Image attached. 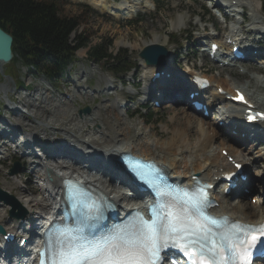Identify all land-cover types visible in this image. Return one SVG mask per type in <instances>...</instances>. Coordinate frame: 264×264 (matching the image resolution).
<instances>
[{"label": "bare ground", "instance_id": "1", "mask_svg": "<svg viewBox=\"0 0 264 264\" xmlns=\"http://www.w3.org/2000/svg\"><path fill=\"white\" fill-rule=\"evenodd\" d=\"M219 1H222V3L224 4L231 3V1H236L237 5L232 6V9L236 8L238 11V9L242 8L244 5H248L255 12V15L248 14L249 23L246 25L247 27H243V29H238V27L236 28L234 24H240V19L243 20L244 15L241 13H234V18L237 15H239L240 18L235 19L231 22L230 25L226 27L224 25H220L221 30H225V36H231L235 38V40L243 38L246 39L249 33L252 34L254 30L261 31V29L264 28V20L258 17V13L261 11V7L258 4L260 0H217V3L220 4ZM95 2L97 5L102 6H104L103 4H106L108 9L109 7H112V10L114 11H109V13L112 15H120L121 13H124V15L127 14L125 12V7H113L111 3H107L106 0H95ZM138 3L139 0H132L129 6H133L132 8L137 9ZM186 18V14L178 15V22L174 25L175 29L182 28V26H184V24L186 23ZM197 24V21L193 22L191 24V27L193 26V28L191 29L196 28ZM211 26L213 28L212 31H216L217 27H219L215 23H212ZM204 35H206L207 38L210 39V41H215V36H211L210 34H208V32L203 27H201L200 31L198 32L196 41H205L207 38L203 40L199 39ZM224 38L225 37H223L221 41V47L224 46V48L230 52L231 46L225 45L223 41ZM158 40L159 38L155 37V39L153 38L145 44H159ZM244 44L245 45L243 46V49H245L247 45L245 40ZM199 49L203 50V47L201 46L199 47ZM143 63L145 64V66ZM143 63V70H145V72L149 75L153 72V70L161 68L173 74V79H177L179 81L177 75L175 78L172 57L169 62H165L163 65L159 66L157 64H146L145 62ZM4 68L5 66L3 65V68L0 70H3ZM183 77H186V73ZM143 78L145 79V74L143 75ZM209 79L211 83L214 82L213 84H211L213 87L210 86L205 91V93L201 95V98L204 101H207L211 108L215 105V103H218L219 105L225 108L226 113L233 116L232 118H229L230 123L228 124L226 130H230L233 124H237L238 131H242L243 126H240L239 124L240 110L237 108V106L225 107L226 102L223 98V95L218 94L216 92V89L219 85H221L222 88L226 91H231V87L236 85L230 83L227 84L223 81L217 80L216 78ZM146 81L147 86H145L144 88V95H151V97H155L154 100L157 99L158 94L152 92V88H149L148 79ZM2 84H4L5 87H2L1 91L7 96L10 90L7 88L6 80L0 85ZM184 85L182 83L181 87H183ZM164 88L161 87V90ZM78 93L80 96H83L80 92ZM85 95H89V93H85ZM247 96L251 100L250 102L257 106V110L260 108L264 109V100L259 98L253 99V95L251 96V94L250 96L249 94H247ZM69 97L72 99L75 96L73 94H70ZM8 98L13 100L12 97ZM174 99L176 100L175 97ZM121 102L123 101H119V103ZM16 105L20 106L22 109H26V105H29L31 107L30 109H26L32 117L26 119L30 120V122L27 121L24 122V124L23 121L25 120H23L22 118L25 119V117H20V115L18 114L19 111H15L13 115V118L17 117L16 115H19V117H17L18 119L16 120V122L19 124L20 122H22L23 125L26 126L25 129H29V131L26 132L28 133V137L26 139L27 148L25 147L28 150L37 148L39 146L37 145L38 137H42L44 139H52L53 137H55L56 134H60L61 131L67 129L68 132H72L69 133V136H72L74 138H76L77 135L79 138H81L80 136H84V140L81 141L83 146L85 144V148L82 150L84 151V155H86V157H92L94 161L90 163L103 161L104 164H102V166L105 165L106 168L105 174L104 176H102L101 171L98 170L95 171L96 173H94L92 171L95 168L91 167L89 170H86L87 174L84 177L79 178V180L77 181L89 183L101 188L107 198L113 201L114 205L118 207V214H120L122 210H124V206L126 207V209L130 206H134L131 200L126 197V190L116 187V180L112 179L113 175L115 176L123 174V171L118 169L114 160V156L121 152L131 151L134 154L141 155L146 159H155L161 162L162 164L166 165V167L170 169L169 172L171 177H176L181 180V183L185 184H190L189 180L191 175L198 174L199 179L212 182L213 178L219 175V171L221 169L231 170V167L226 161L224 155L220 152L222 149H225L227 154L233 157V159L240 160L251 168L253 167L252 165H255V163L264 158V155L260 152V150L257 151L256 156H254V154L253 156H248L252 152L256 153V144L254 141L249 140L248 144H246L245 147H238L235 143L236 139L230 141L220 138L218 128L216 126L210 125L208 122H206V120L201 118V116L193 110H191L193 111V114H191L189 112L190 110L186 108V106L183 104L182 107L179 109L180 114L178 112H174V109H171L174 112V115L170 116L172 125L170 126V128L167 125H164L162 127V129L167 132V136H165V138H162V140H160L161 137L153 135L154 133L150 129L152 127H149L147 124H145L144 121H142V126L145 134L140 133L138 127H135L133 124H130V122L127 121L126 118L129 117V115L127 114V110L123 112L124 114H122L121 110L116 107V103H114V106L113 103H105V109H107V107H110L111 105L112 109L109 112L102 114V118L99 123L95 122L94 118H98V116L101 115L98 108L95 110L94 114H92V117H89V115L86 117L83 116L78 120L76 108L79 107H74L70 101L66 102L63 105H60L54 111H51V109H46V106L48 105L47 101L46 103H41V99L39 98V96L35 98L31 95H27L21 102L17 103ZM9 106L14 107L12 104H9ZM171 107L174 108L173 105ZM172 111L171 114L173 113ZM57 112L59 113V117L54 119L53 117ZM120 113L123 116H121ZM38 115H40L43 119H41V117ZM193 115L198 118L200 117L199 121H196L195 125L193 124L195 126V133H192L191 131V122L195 120V116ZM217 119L219 118L217 117ZM5 124L6 123H2L4 128L8 130L10 127L9 125L7 126ZM147 126L149 131L146 130ZM132 127L135 131H132ZM87 128H89L90 130H86ZM111 132L113 133V136L110 135ZM227 133L230 134L231 132L228 131ZM244 135L246 137H249V133H244ZM252 136H254V134H252ZM192 137H194L195 139L192 140ZM41 140L42 139H39V141ZM215 140L218 141V148L213 147ZM66 142L74 143L71 138L66 139ZM4 143L6 142L4 141ZM212 148L213 150H211ZM153 150H155L156 152L153 153ZM72 155L73 154H71V156ZM71 156H68L64 159H68V161L71 162ZM50 162L56 164L54 167V174H56L57 178L59 179L58 184H55V181L49 182L44 180V186L41 187L40 193L36 196L29 194L26 190L22 189L21 187L18 188V191H16L15 194L17 201L21 205H23L26 210L30 212L29 216H31V219L40 221L39 224L47 223L48 221L56 218L59 215L57 211L60 208V204L58 201V198H61L60 182L64 178V176L71 177V171H69V169L64 164H61L64 162H60L59 160H56V162H54V159ZM51 165L52 164H48V166ZM86 167L88 168V165H86ZM37 168L39 169V171ZM32 169L34 171V176L41 180V178L43 177L41 167H39L38 165H32ZM252 179L253 175H248L247 180L242 183V186L235 188L234 190H241L242 187L247 188L248 186H250L249 184L251 183ZM16 183H18V181H16ZM3 186L4 188L7 187L9 190H12L11 184H9L8 182H4V184H2V187ZM212 196L216 201H218V205L211 210L213 213L224 214L237 220L259 221L260 219L264 218V203L259 207H251L252 205L250 206L247 201H242L241 203H238L236 201L237 203L231 206L229 204H226V197L220 193V190H214ZM141 198L143 199L144 197L141 196ZM4 206L0 205V223L4 225V230H8L11 224L10 222H6L5 220V212L3 211ZM247 209L249 210L248 212ZM256 212V218L252 219V215ZM32 222L27 221L26 224H24L27 228L23 230H26L28 232V230L30 229L28 227L32 225ZM44 226L45 225H43L42 227ZM34 231L35 228H32L33 233ZM255 263L262 264L257 263V261Z\"/></svg>", "mask_w": 264, "mask_h": 264}, {"label": "rangeland", "instance_id": "2", "mask_svg": "<svg viewBox=\"0 0 264 264\" xmlns=\"http://www.w3.org/2000/svg\"><path fill=\"white\" fill-rule=\"evenodd\" d=\"M51 1H54L57 5L56 7L60 8L61 16L71 18L78 17L80 19L79 27L76 32L71 34V38H73L75 35H80V37L84 38L88 37L86 46L76 51L74 58L75 61L72 63V65L69 66L70 70L68 72L71 74V81L74 83L72 85L71 82H69V85L71 87L79 86L84 89V91L90 93V95L88 96H80L79 94H77L71 103L74 104L73 106H77L80 109L88 107L90 109V112L88 114L89 117H92V114H94L95 110L98 108L101 115L98 116V118L94 117L95 122L99 123V121H101L102 114L109 112L112 109V105L110 107H107V109L104 108V105L107 101H109L111 104L113 103V106L114 103H116L117 106V102H124L125 97L134 98L133 94L138 92V90L132 89V87L130 86L131 80L139 84V90L142 89V84L144 82L141 81V75L143 73V67L145 66V64L139 57L138 53L142 50L146 42L150 41L153 38L155 39V37L159 38V44L164 46L170 53V56L168 57L169 59L167 58L168 60L166 59L165 62L167 63L171 60V57L173 58V70L177 74V76L179 75L180 77H183V75L185 74L184 71L190 70L192 62L197 67H199L200 64H203L204 67L201 68V73L207 74L208 77L216 78L217 80L223 81L227 84L230 83L240 85L245 88L249 96L250 94L251 96L253 95V99L259 98L264 100V63L259 61L235 63L234 66H236V68L232 71L230 70L231 73H229L226 69L220 71L219 66L214 65L208 60L206 52L203 53L202 51H200L199 47L202 46L201 42L204 41H196L198 35V33L196 32L198 30L191 29L193 28V26L191 27V24L195 21H198L199 15L205 16V18H207L208 16L205 12L203 13L204 9L201 7L202 3H199L197 0H154L156 6L152 5L151 0H143V2L138 5V9L132 8L133 6H127V3H129L130 5L129 0H125V2L121 1V3L118 4H115V2H117L115 0H107L113 7H125V12L127 13V15L122 16L110 14V10L114 11L112 10V7H109L108 9L106 4H103L104 6L97 5L95 0ZM260 1H262V4L264 3V0ZM87 5H89L90 7ZM104 9L107 11H105ZM263 10L258 13V17L264 20ZM135 11L139 12L132 18V20H128L127 18L133 15ZM128 12L130 13V15L128 14ZM180 14L187 15L186 23L184 24V26H182V28L175 29L174 25L178 22L177 16ZM245 14L247 19L245 20L244 24L246 26L249 23L248 11ZM201 26H204L206 28V31L209 32L208 34H213L211 32L209 23H207V26H205L203 23L198 22L197 28ZM240 29L243 28L240 27ZM256 33L257 31L254 30L252 34H248L247 43H249L251 38L255 37ZM202 37H200L199 39L203 40L207 38L206 35ZM185 38H188L189 40L186 49L182 45V41ZM102 39L112 41L110 50L113 53H116L118 50H125L127 54V60L134 63V69L127 74L125 79L121 80L117 76H114L109 70L105 69L107 67L104 64L102 65L89 61L87 51H89L91 47L99 43ZM205 41L206 42H204V44H207L209 42V40ZM142 63L144 64V66ZM257 64H262L263 68H258ZM18 65H20V63H17L13 70L9 62L3 70H0V84L6 80L7 88L10 90V92L6 96V94L1 91V88L5 87L4 84L0 85V113L2 114V117L0 118L1 121L8 122V120L5 119L6 117L16 121L19 115L20 117H25V119L22 118L23 120H25L23 121V123L27 121L30 122V120L26 119L32 118L27 114L28 111L26 110L31 108L29 105L25 106L26 109H22L20 106H18L19 108H21V110L25 111L23 113L19 112V115H16L17 117L15 118H13L14 112L11 111L9 112V114L7 113V106H9L8 104L12 103L10 102L11 99H9L8 97H12L13 100L11 101L15 100V104L13 105H16L24 99L23 97L25 95L33 94V92L31 91L25 92L24 90L19 89L18 85L24 83V85L31 84V86H39L38 82L41 79V76L39 74L33 71L24 70L23 67H19ZM238 65L243 67V70H245L244 73L241 74L238 72ZM176 85H174V88L177 87ZM57 87L59 88L60 85L57 84ZM109 87L113 88V90H111L110 92H106V89ZM172 93H174V91H172ZM180 94L182 95L181 92ZM139 99L142 100L140 101ZM144 99L145 97H143V95H140L136 99V101L142 102L144 101ZM152 102V98H150L145 106L141 107L138 110V114L132 116L130 114L133 113L134 109H138L136 108V102L134 101L128 106L130 107V110L127 111L129 117L126 119L130 122V124L138 127L140 133L143 134H145L142 126V121H144L145 124H147L149 127H152L150 129L154 133L153 135L161 137L160 140H162V138H165V136H167V132H165L162 127L164 125H167L170 128V126L172 125L170 116L174 115V112H178L180 114L179 109L182 107V104H184V102H177L174 108H172L171 105L166 102V100L160 107L157 108L153 107ZM171 109H174V112ZM124 110L125 109H121L122 114H124ZM171 111L173 112L172 114ZM189 112L193 114V111ZM58 114L59 113L57 112L53 118H58ZM122 114L121 116H123ZM194 118L195 120L191 122L192 133H195L194 125L196 121H199L198 117L195 116ZM41 119L43 118L41 117ZM204 120H207L206 122H208L210 125L216 126V122H212L211 118ZM23 123L20 122L21 126L26 127L23 125ZM148 126L146 130L149 131ZM131 129L132 131H135L133 127ZM67 130L61 131V135L58 134L55 138L59 142H61V140H63V136H65L68 137V139L71 138L75 142L76 146L82 145L80 141L84 140V136H80L83 139L79 138L78 135V138H74L72 136H69V133L72 132H68ZM86 130L90 129L87 128ZM218 131L222 139H229L224 129L218 128ZM110 135L113 136V133L111 132ZM192 138V140L195 139L194 137ZM257 143L258 142H255L256 153L252 152L249 154V156H253V154L254 156H256L257 151L259 150L264 155V142L262 141L261 144ZM25 145H27V142L25 143ZM37 145H40L39 141L37 142ZM217 146H219L218 141H215L213 147ZM211 150H213V148ZM152 152L155 153L156 151L153 150ZM12 159H18L20 162H22V159L18 158V156L16 155H13ZM8 165L9 162L0 164L1 189H3L1 186L2 180L6 179L3 174L6 169H8ZM252 166L253 168L251 169V174L253 173L254 175V173L256 172L257 174H255V179H253V183L250 185V189L248 191L245 190L242 193L232 192L226 197L225 201L227 205L229 204L232 206L235 203H241L242 201H247L250 206L252 205L251 207H259L263 205L261 202V197L264 195V189L261 184L264 180V158L258 161L255 166ZM22 172H24V168ZM24 180H26V177L22 178V181ZM7 181L10 183L9 180ZM3 190L8 191V193L10 191L9 189ZM10 194L15 197V191L12 190ZM248 211L249 210L247 209V212ZM256 214L257 212L253 214L251 218L255 219ZM5 216L10 218V216L6 213Z\"/></svg>", "mask_w": 264, "mask_h": 264}, {"label": "snow or ice", "instance_id": "3", "mask_svg": "<svg viewBox=\"0 0 264 264\" xmlns=\"http://www.w3.org/2000/svg\"><path fill=\"white\" fill-rule=\"evenodd\" d=\"M156 195L161 199L150 220L136 213L98 235L94 229L102 210L75 197L76 226L49 237L47 261L41 264H159L161 250L170 244L179 246L189 264H250L253 249L264 254V225L208 215L204 188L179 194L156 188Z\"/></svg>", "mask_w": 264, "mask_h": 264}, {"label": "trees", "instance_id": "4", "mask_svg": "<svg viewBox=\"0 0 264 264\" xmlns=\"http://www.w3.org/2000/svg\"><path fill=\"white\" fill-rule=\"evenodd\" d=\"M56 6L51 0H0V27L13 38V70L20 63L29 71L56 81L74 60L75 52L86 46L88 37H70L77 31L80 19L61 16ZM111 44L112 41L102 39L87 51L88 58L124 75L132 64L125 50L113 54Z\"/></svg>", "mask_w": 264, "mask_h": 264}, {"label": "water", "instance_id": "5", "mask_svg": "<svg viewBox=\"0 0 264 264\" xmlns=\"http://www.w3.org/2000/svg\"><path fill=\"white\" fill-rule=\"evenodd\" d=\"M12 36L5 32L0 27V69L3 68V65L5 66L8 64L12 58H13V52H12ZM168 55V52L165 50V48L161 45H148L144 47L140 53L139 56L144 58L146 63H154V64H162L164 61V58ZM2 67V68H1ZM81 112H88V108H84L81 110ZM19 165L17 163L14 164V167L10 170V173H17L19 172ZM0 201H3L4 203L10 205L12 209L10 210V214L15 217H22L24 214V209L21 208V206L18 204L16 199L9 195L4 190L0 189ZM16 209L18 210L16 212ZM0 232H3V230L0 228Z\"/></svg>", "mask_w": 264, "mask_h": 264}]
</instances>
